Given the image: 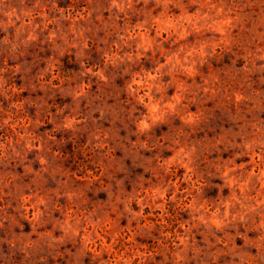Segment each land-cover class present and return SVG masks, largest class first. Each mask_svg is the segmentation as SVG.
Segmentation results:
<instances>
[{
    "label": "clouds",
    "instance_id": "clouds-1",
    "mask_svg": "<svg viewBox=\"0 0 264 264\" xmlns=\"http://www.w3.org/2000/svg\"><path fill=\"white\" fill-rule=\"evenodd\" d=\"M0 264H264V0H0Z\"/></svg>",
    "mask_w": 264,
    "mask_h": 264
}]
</instances>
